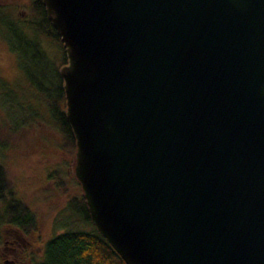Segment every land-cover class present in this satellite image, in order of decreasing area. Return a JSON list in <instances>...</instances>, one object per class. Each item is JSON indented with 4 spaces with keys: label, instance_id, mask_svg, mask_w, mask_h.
Wrapping results in <instances>:
<instances>
[{
    "label": "water",
    "instance_id": "water-1",
    "mask_svg": "<svg viewBox=\"0 0 264 264\" xmlns=\"http://www.w3.org/2000/svg\"><path fill=\"white\" fill-rule=\"evenodd\" d=\"M91 219L127 264H264V0H43Z\"/></svg>",
    "mask_w": 264,
    "mask_h": 264
},
{
    "label": "trees",
    "instance_id": "trees-1",
    "mask_svg": "<svg viewBox=\"0 0 264 264\" xmlns=\"http://www.w3.org/2000/svg\"><path fill=\"white\" fill-rule=\"evenodd\" d=\"M24 6L25 13L19 14L16 6L0 3V31L23 74L17 80L0 76V229L9 226L30 233L38 228L37 216L19 192L6 152L31 125L49 124L58 130L70 166L76 140L59 72L67 62L64 43L43 0H25ZM64 170L51 173L67 197L62 230L46 240L42 257L34 264H127L91 219L77 177Z\"/></svg>",
    "mask_w": 264,
    "mask_h": 264
},
{
    "label": "rangeland",
    "instance_id": "rangeland-1",
    "mask_svg": "<svg viewBox=\"0 0 264 264\" xmlns=\"http://www.w3.org/2000/svg\"><path fill=\"white\" fill-rule=\"evenodd\" d=\"M24 1L0 0L16 6L19 14L25 13ZM0 76L9 80L23 76L16 54L8 48L1 31ZM60 139L58 130L51 125L33 124L17 137V142L6 152L8 168L17 181L19 192L34 209L38 228L25 233L15 227H1L0 264H11L5 259L14 256V253L18 255L19 264H34L42 257L46 240L62 230L61 220L67 213V197L57 187L51 173L55 169H68L73 176L74 172L73 162L69 166L70 155L60 146Z\"/></svg>",
    "mask_w": 264,
    "mask_h": 264
},
{
    "label": "flooded vegetation",
    "instance_id": "flooded-vegetation-1",
    "mask_svg": "<svg viewBox=\"0 0 264 264\" xmlns=\"http://www.w3.org/2000/svg\"><path fill=\"white\" fill-rule=\"evenodd\" d=\"M0 3H2V2H0ZM2 4H5V3H2ZM19 243V242H18ZM13 248V247H12ZM12 257H14V258H12ZM18 255H17V253H14V256L13 255H11V257L10 258H6L5 259V262H8V263H11V264H19V261H18Z\"/></svg>",
    "mask_w": 264,
    "mask_h": 264
}]
</instances>
